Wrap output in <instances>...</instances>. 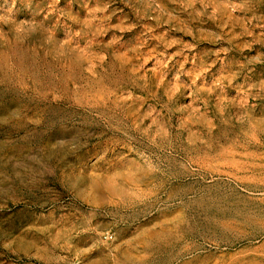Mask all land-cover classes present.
Segmentation results:
<instances>
[{
  "label": "rangeland",
  "instance_id": "obj_1",
  "mask_svg": "<svg viewBox=\"0 0 264 264\" xmlns=\"http://www.w3.org/2000/svg\"><path fill=\"white\" fill-rule=\"evenodd\" d=\"M0 264H264V0H0Z\"/></svg>",
  "mask_w": 264,
  "mask_h": 264
}]
</instances>
